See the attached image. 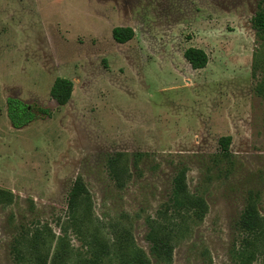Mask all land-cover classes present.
<instances>
[{
  "label": "rangeland",
  "instance_id": "374dc122",
  "mask_svg": "<svg viewBox=\"0 0 264 264\" xmlns=\"http://www.w3.org/2000/svg\"><path fill=\"white\" fill-rule=\"evenodd\" d=\"M259 8L264 0H0V189L14 195L0 206V264H18L17 239L36 230L48 264L59 239L68 248L58 264L95 253L103 264H125L126 236L152 264H165L152 253L149 220L170 202L182 169L209 210L176 243L170 264H237L250 195L264 216V42L252 27ZM117 27L132 28L133 40L117 43ZM189 48L207 53L205 69L191 67ZM58 78L74 84L64 107L50 95ZM9 98L49 114L17 130ZM119 153L129 170L122 189L108 166ZM78 178L90 215L85 205L69 211Z\"/></svg>",
  "mask_w": 264,
  "mask_h": 264
},
{
  "label": "trees",
  "instance_id": "16d2710c",
  "mask_svg": "<svg viewBox=\"0 0 264 264\" xmlns=\"http://www.w3.org/2000/svg\"><path fill=\"white\" fill-rule=\"evenodd\" d=\"M252 27L257 37L264 42V9L259 8L256 12L252 19ZM112 34L113 39L119 44H126L135 37L134 30L129 27H117ZM184 57L194 70L205 69L209 62L207 53L198 48H189L185 51ZM73 90L74 84L71 80L58 78L51 88L50 95L60 107H64L71 101ZM260 93L264 97V83ZM7 114L12 127L20 130L38 120L40 115H48L49 113L44 109H40L39 114H37L32 107L23 101L9 98L7 100ZM231 143V137L219 140L220 147L226 157L230 155ZM124 157H126L125 153H119L108 162L110 175L120 189L125 186L126 178L129 174ZM90 200L89 192L83 179L78 178L69 194L68 207L70 214H77L78 209L85 205L87 215H90ZM13 201L14 195L11 192L0 189V206L10 205ZM257 203V197L250 195L238 223L241 237L235 254L237 264H253L260 256L264 261V216L261 215ZM208 210L207 201L190 191L186 170L182 169L179 171L173 180L170 202L164 206V210L159 212L156 218L149 220L150 232L148 240L152 244L153 255L161 263H172L176 243L191 232L193 224L195 226L203 222ZM21 236L20 239H17L14 248L18 264H22L21 260L26 259L22 251L24 245L29 249L28 252L32 256L24 264H48L47 256L49 254L43 256L41 252V246L43 245V233L41 230ZM125 242L127 243H125L123 249L128 252L127 255L129 256L125 264H152L143 250L134 245L129 247L127 236L125 237ZM66 248H68L67 244L62 239H59L52 264L59 263L58 257L63 256ZM80 264L103 263L99 254L95 253L93 257L82 259Z\"/></svg>",
  "mask_w": 264,
  "mask_h": 264
}]
</instances>
